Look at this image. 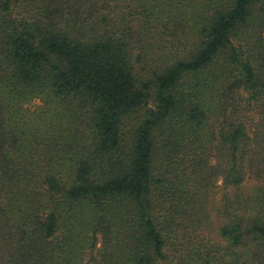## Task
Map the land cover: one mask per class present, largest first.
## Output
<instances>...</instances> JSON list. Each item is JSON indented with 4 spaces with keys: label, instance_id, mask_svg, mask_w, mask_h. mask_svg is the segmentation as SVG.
Here are the masks:
<instances>
[{
    "label": "trees",
    "instance_id": "trees-1",
    "mask_svg": "<svg viewBox=\"0 0 264 264\" xmlns=\"http://www.w3.org/2000/svg\"><path fill=\"white\" fill-rule=\"evenodd\" d=\"M89 256L264 264V0H0V264Z\"/></svg>",
    "mask_w": 264,
    "mask_h": 264
},
{
    "label": "rangeland",
    "instance_id": "rangeland-1",
    "mask_svg": "<svg viewBox=\"0 0 264 264\" xmlns=\"http://www.w3.org/2000/svg\"><path fill=\"white\" fill-rule=\"evenodd\" d=\"M32 107H34V105H32ZM148 109H149L148 107L144 108V110H142L139 115L144 116V114L147 112ZM219 165H220V159L218 157L211 160L212 168H216ZM212 184L214 190L209 199L208 212L210 214V219L208 221L209 223L206 224L208 230L207 232L211 234V238L213 239L214 242L223 243L224 241L219 237V229L225 224V219L220 215V210L224 205L226 196L230 198V196L234 193V190L227 189L223 186L220 175H216L214 178H212ZM249 185H251V183H249L247 186ZM99 247L100 244L98 248ZM91 258L92 256H89L87 258L86 264H96L95 260Z\"/></svg>",
    "mask_w": 264,
    "mask_h": 264
}]
</instances>
